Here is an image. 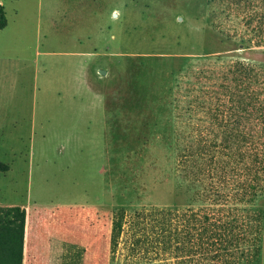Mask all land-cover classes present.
I'll use <instances>...</instances> for the list:
<instances>
[{"label": "rangeland", "instance_id": "374dc122", "mask_svg": "<svg viewBox=\"0 0 264 264\" xmlns=\"http://www.w3.org/2000/svg\"><path fill=\"white\" fill-rule=\"evenodd\" d=\"M0 4L22 264H264V0Z\"/></svg>", "mask_w": 264, "mask_h": 264}, {"label": "trees", "instance_id": "16d2710c", "mask_svg": "<svg viewBox=\"0 0 264 264\" xmlns=\"http://www.w3.org/2000/svg\"><path fill=\"white\" fill-rule=\"evenodd\" d=\"M6 26V14L0 4V31ZM25 223L24 209L17 206L0 207V264H22Z\"/></svg>", "mask_w": 264, "mask_h": 264}, {"label": "crops", "instance_id": "0c3cea01", "mask_svg": "<svg viewBox=\"0 0 264 264\" xmlns=\"http://www.w3.org/2000/svg\"><path fill=\"white\" fill-rule=\"evenodd\" d=\"M27 217V216H26ZM25 228H26V223H25ZM25 238V237H24Z\"/></svg>", "mask_w": 264, "mask_h": 264}]
</instances>
